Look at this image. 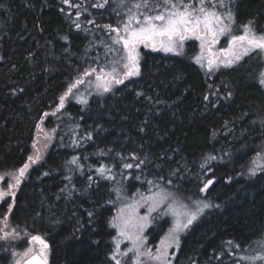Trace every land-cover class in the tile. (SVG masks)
Segmentation results:
<instances>
[{
	"label": "trees",
	"instance_id": "trees-1",
	"mask_svg": "<svg viewBox=\"0 0 264 264\" xmlns=\"http://www.w3.org/2000/svg\"><path fill=\"white\" fill-rule=\"evenodd\" d=\"M103 2L0 0V172L28 163L39 126L50 134L0 218L7 213L11 228L40 236L49 264H112L119 198L157 182L211 205L182 239L174 264H232L264 238V166L249 174L264 152V56L211 75L194 61L195 43L179 55L141 49L137 78L86 104L66 96L57 111L77 80L121 62L111 29L124 27L135 0L93 6ZM229 7L236 33L249 21L264 32V0ZM166 227L156 221L149 240ZM17 248L0 242V264H13Z\"/></svg>",
	"mask_w": 264,
	"mask_h": 264
},
{
	"label": "snow or ice",
	"instance_id": "snow-or-ice-1",
	"mask_svg": "<svg viewBox=\"0 0 264 264\" xmlns=\"http://www.w3.org/2000/svg\"><path fill=\"white\" fill-rule=\"evenodd\" d=\"M63 2L67 4L68 0H63ZM108 2L109 0H104L103 3H97L93 6L104 7V4ZM232 2L233 0H135L128 8L127 23L123 27L124 35L121 36L118 29H111V31L117 33V39L114 42L122 44L123 47V55L120 57V60L123 61V72H118L116 67H113L110 72L101 69L100 74L96 76V87L107 93L112 91L113 84L120 85L126 79L139 76L141 57L138 48L140 45L151 48L153 51L162 50L175 52L179 55V49L183 47L184 41L194 37L201 42V48L208 52L206 59L209 71L221 65L226 68L231 67L245 56H264V32H257L253 21L241 25V33L232 31V25L235 23V15L229 7ZM118 6L126 7V0H118ZM76 7H79V5H76ZM133 9L136 11L134 12ZM221 9H227V12H222ZM133 22L136 25L135 27L132 26ZM76 27L79 28L80 25L76 24ZM225 35L228 36L227 47L221 48L218 54L214 53L212 45L219 43V38ZM204 59L203 55L198 56L196 62L203 67L202 61ZM92 71H95V69H92ZM90 74V72L85 73V75ZM81 83H83L82 80L76 81V85ZM259 83L264 85V73H261ZM76 85H72L65 96H61L57 111L63 108L65 97L72 93V89ZM81 103L86 104L87 101L82 100ZM44 115L47 116L48 113ZM41 131L43 130L41 129ZM44 138L45 140L50 139L47 134ZM33 147L35 148L36 145L34 144ZM39 159V154L28 157L29 163H25L18 170V175L12 174L11 179L14 182L9 183L6 190H0V200L11 196L14 202V189L19 186L30 163H36ZM71 163L76 164V159L74 158ZM253 164L261 167L256 160H253ZM125 167L131 168L132 165L128 164ZM250 171L255 174L256 168H252ZM97 172L103 176L105 169H97ZM0 180H3V177H0ZM211 183V180L207 181L201 191H206L207 186ZM117 192H119V189H117ZM141 198L149 202V212L156 211L162 205H166L167 211L163 214L170 213L174 217L173 227L169 230V234L161 240V247L157 249V254L153 255L151 249L141 251L144 247L142 233L147 226L148 216L138 218L135 215L125 216L124 208H121L120 214L114 218L112 227L118 230L120 236L127 237L132 242L133 247L128 249V252H132L134 256L131 264H142L141 256L146 257L149 261H158L159 264H169L167 249L173 245L178 247L179 234L188 229L211 205L200 200L193 201L191 205L186 204L179 201L174 193L164 189ZM127 207L132 209L133 213L135 212V205L129 204ZM9 211H11V205H9ZM4 223L7 226L6 218ZM10 235H14V232H4L3 235H0V240L6 241ZM31 240L38 242L41 247L38 253L25 261V264H47L45 255L47 244L40 236L34 235ZM258 243H261V246L264 247V242ZM116 247L119 248V242H117ZM30 252H32V249H28L23 255L27 257ZM128 252H124L122 255L127 256ZM112 259L115 260L116 264H121L116 255H113ZM241 259L250 260L254 264L256 260L264 261V255L241 257ZM16 264H21V262L18 260Z\"/></svg>",
	"mask_w": 264,
	"mask_h": 264
},
{
	"label": "rangeland",
	"instance_id": "rangeland-1",
	"mask_svg": "<svg viewBox=\"0 0 264 264\" xmlns=\"http://www.w3.org/2000/svg\"><path fill=\"white\" fill-rule=\"evenodd\" d=\"M132 26L133 27L136 26L134 22H133ZM234 26L235 25L233 24L232 25V31L234 33H236L238 31V29H236ZM118 30H119V34L121 36L124 35L123 27L118 29ZM112 33L114 35V41H115L117 39V33L116 32H112ZM227 41H228V36L227 35L221 36L219 38V43H216V44L212 45V51L214 53L218 54L219 50L221 48L227 47ZM189 43H195L196 47H197V52H196V55L194 57V61L196 62V57L203 55L205 57V59L202 61V63L204 65V67L206 68V70L209 71L208 70V66H207V59H206L207 56H208V52L201 48V42L199 40L195 39L194 37L193 38H189V39L184 41L183 47L181 49H179L180 54L183 53L185 45L187 46V44H189ZM119 45L122 47V44H119ZM141 49L153 51L151 48H145L143 45H140L139 48H138V51H139L140 54H141ZM153 52H156V53L159 52V53H161L163 55H167V56L168 55H176L175 52H165V51H162V50L153 51ZM221 58H223V57H221ZM122 63H123V61H121L117 66H115L117 68L118 72H120V73L123 72ZM197 64L201 65L200 63H197ZM236 64L237 63H235L234 65H236ZM233 66H231V67H233ZM231 67H227V68H231ZM224 68H226V67H223L221 65L218 68H213V70L209 71V72H210L211 75H213L217 71H219L221 69H224ZM111 69L109 71H105V72H110ZM100 72L101 71H99L98 73H93V75L90 77L89 81L86 82V80H85L84 83L76 85V87H74L72 89V93L67 95V97L74 96V94H77L76 97H75V100L78 101L79 99H81V101H82L83 99L86 100V98L91 96V95L107 94L108 92L104 93L102 91V89H98L96 87V84H97L96 76L98 74H100ZM132 78L133 79L137 78V76L131 77L129 79H126L124 81V83H128V81L130 79H132ZM80 86L81 87L84 86L86 88L85 91H84L85 94L83 92H78V90L80 89ZM115 86L116 85L113 84L112 90L115 88ZM39 128L40 129H38V131H37V136L35 137L36 139H35V142H34L36 147L35 148L33 147V151H32V154H31V156H35V155L39 154L40 159L37 162H39L42 159V157H43L44 153L46 152V150L48 149L49 143H50V139L45 140V138H44L45 134H47L48 136H50V134L48 132H46V130H44L45 129L44 126L43 127L39 126ZM41 129L43 131H41ZM223 143H226V142L223 140ZM256 161H257L258 165H260V166L263 165L264 166V152H263V156L261 158H257ZM28 163H29V161H28ZM32 164L33 163H30V166ZM252 168H256V171H257L260 167H257L256 165L252 164L250 169H252ZM19 169H14V170H9V171H1L0 172V177H3V180H0V190H6L7 189V185L9 183H13L14 182L11 179L12 174L18 175V170ZM28 169H27V171H28ZM250 169H249V174L253 175V173L250 171ZM199 174H201V173H199ZM22 179H21V181H22ZM151 182L154 184L153 180L150 181V183ZM20 184H21V182H20ZM20 184H19V186L16 189H14L15 195H16L19 187H20ZM156 185H159V184H157V182H156L155 185H152L150 187L148 186L149 189L146 188L145 191L134 192L132 194L123 193V197L119 198V202H118L119 206H118V208L116 210V213L114 214L113 218L111 219V226H112L114 218L117 217L120 214V209L121 208H124V215L125 216L135 215L136 218H138L140 216H145V215L148 216L147 226L144 228L143 233H142V238L144 240V247L141 249V251H144L145 249H151L153 255L157 254V249H159L161 247V240H163L164 237L169 234V230L173 227V223H174V217L170 213L167 214V215L163 214V213H165L167 211V206L166 205H162L156 211L149 212L148 211L149 202H147V201H145V200H143L141 198L142 196L153 195V194L157 193L158 191H160L161 189H164L166 191L170 190V189L165 188V186L162 187V186H156ZM169 185H171V183H169ZM154 186H156V187H154ZM175 196H176V198L179 201H183L184 203L189 204V205H191L193 201L200 200L199 198H196V197L190 198L191 200H188V199L184 198L183 196H180V195H177V194H175ZM12 200L13 199H12L11 196L5 197L4 200H0V206L1 205H7V208L9 210V205H11ZM200 201H202V200H200ZM129 204L135 205V212L134 213H133L132 209H129L127 207V205H129ZM8 210H6V211H8ZM209 210H210V207L205 209L203 214L200 215L197 218V220L194 221V223L191 226H189L188 229H186L185 231H183V232H181L179 234V246L178 247L173 245L172 247L167 249L169 264H174L175 254L179 250V247L181 245V242H182V239L184 238V236L189 232L191 227L199 219L203 218L204 216H206L208 214ZM5 218L7 219V226H5V223H4ZM155 220L158 221V222L161 220V223H164V222L168 221V227H166L165 230L163 231V233L160 234L159 236H157V238L153 242H151L149 240V238H148L149 236L147 235V232H148V229H150V226H153V225L156 224ZM140 222L142 223V221H140ZM112 228L114 230V239H113V246H112L111 252H110V261H111V263L112 264H116L115 260L112 259L113 255H116L117 259H119L121 261V264H131V260L134 259V256H133L132 252H128V249L133 247L132 242L127 237L120 236L119 233H118V230L116 228H114V227H112ZM4 232H8V233H13L14 232V235H10L9 238L6 241L5 240H0V242L5 243L9 247H10V244H12V243L14 245L18 246L17 249L12 251L13 252V257H14L13 264H16V261H18V260L22 264V261L24 259H26L27 257H29L30 255H32L34 253H38L39 252L41 246H40V244L38 242H34V241L31 240V237H32L31 235H28L25 232H22V231H19V230H15V229L11 228V226H10V224L8 222L7 213H6L5 216H3V218H0V235H3ZM117 242H119V248L116 247ZM258 242H264V238L260 239V241H258ZM253 248H252V251L251 250L250 251L249 250H247V251L243 250V251L239 252V254L235 258V261H233L232 264H253L252 261L247 260V259L242 260L241 257H251V256L259 257L261 255H264V247L261 246V243H256V245ZM28 249H32V252H30L29 255L27 257H25L23 254ZM124 252H128L127 256L122 255ZM45 255H46V258H48L47 249L45 250ZM234 257H235V254H234ZM140 260L142 261V264H159L158 261H155V260L149 261L144 256H141ZM231 261L230 260L221 259L220 262L216 263V264H230L229 262H231ZM254 264H264V261L256 260L254 262Z\"/></svg>",
	"mask_w": 264,
	"mask_h": 264
},
{
	"label": "water",
	"instance_id": "water-1",
	"mask_svg": "<svg viewBox=\"0 0 264 264\" xmlns=\"http://www.w3.org/2000/svg\"><path fill=\"white\" fill-rule=\"evenodd\" d=\"M34 255V254H33ZM32 256V255H31ZM30 256V257H31ZM30 257H28L27 259H29ZM27 259H25L23 262H22V264H25V261L27 260ZM47 264H49L48 262H47Z\"/></svg>",
	"mask_w": 264,
	"mask_h": 264
},
{
	"label": "flooded vegetation",
	"instance_id": "flooded-vegetation-1",
	"mask_svg": "<svg viewBox=\"0 0 264 264\" xmlns=\"http://www.w3.org/2000/svg\"><path fill=\"white\" fill-rule=\"evenodd\" d=\"M34 254H36V253H34ZM32 255H33V254H32ZM30 256H31V255H30ZM30 256H29V257H30ZM27 258H28V257H27ZM27 258H26V259H27ZM24 260H25V259H24ZM24 260H23V261H24ZM23 261H22V262H23ZM47 262H48V260H47ZM48 263H49V262H48Z\"/></svg>",
	"mask_w": 264,
	"mask_h": 264
}]
</instances>
